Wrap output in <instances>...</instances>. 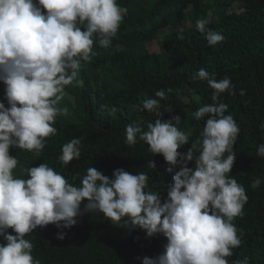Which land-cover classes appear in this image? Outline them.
<instances>
[{"label":"clouds","instance_id":"clouds-1","mask_svg":"<svg viewBox=\"0 0 264 264\" xmlns=\"http://www.w3.org/2000/svg\"><path fill=\"white\" fill-rule=\"evenodd\" d=\"M125 13L117 0H0V82L8 105L0 101V237L6 242L0 243V264H39L25 235L53 224L60 229L57 239L63 240V230L76 225L84 212L103 213L129 232L141 229L149 238L166 237L163 252L143 257L142 264H229L226 257L242 243L243 233L238 235L234 219L242 215L248 197L229 175L240 128L231 114H225L228 105L217 102L222 93L234 95V86L230 78L217 80L204 68L194 79L207 81L214 90L213 103L195 112L197 120L207 119L187 153L178 151L190 137L176 126L180 115L156 119L147 124V131L135 123L125 129L128 145L144 141L154 155H163L169 172L179 167L165 199L148 189L144 172L133 175L122 168L109 178L88 167L80 186L47 163L27 169V179L14 178L18 161L10 147L39 154L45 138L56 132L52 125L57 117L67 114L59 102L65 87L77 81L81 62L90 60L93 37L109 47ZM207 24L206 19L196 21L209 46L223 42L225 37ZM155 96L163 99L165 92L156 91ZM137 107L160 115L158 99H144ZM260 128L264 131V123ZM80 145L79 138L71 139L58 160L67 166L81 158ZM257 155L264 158V143ZM193 161L195 167H189ZM262 182L256 178L251 187ZM241 264H248L247 258Z\"/></svg>","mask_w":264,"mask_h":264},{"label":"trees","instance_id":"trees-1","mask_svg":"<svg viewBox=\"0 0 264 264\" xmlns=\"http://www.w3.org/2000/svg\"><path fill=\"white\" fill-rule=\"evenodd\" d=\"M126 9L117 35L107 48L93 37V54L81 62L77 81L65 87L59 107L66 115L57 117L56 132L45 138L37 154L10 147L18 164L14 178L27 179V169L47 163L74 186L88 167L113 178L114 170L136 175L144 172L148 189L167 197V185L179 167L169 172L162 154L154 155L149 145L137 139L126 143V126L135 123L147 131L156 119L170 120L180 115L179 130L190 133L189 144L178 151L187 153L191 142L200 138L207 117L197 120L195 112L212 104L213 89L207 81L194 79L204 68L217 80L228 77L234 95L222 93L217 102L228 105L240 132L234 152L232 178L246 190L243 213L234 219L242 243L226 257L229 264H264V182L253 189L254 179L264 181V158L257 148L264 143V0H117ZM237 6L239 13H228ZM46 12V9L44 10ZM198 19L207 28L222 34L223 42L209 46L206 33L196 28ZM182 37V38H181ZM158 42L160 53L147 46ZM5 85L0 82V101L6 106ZM163 90L165 98L155 96ZM244 90V95H241ZM147 98L160 101V115L141 110ZM188 100V101H186ZM73 138L81 140V158L63 165L58 157L62 146ZM227 153H225V157ZM154 163L155 167L151 164ZM189 167H195L194 161ZM71 229H64L63 240L55 225L38 227L25 235L32 245V256L39 264H142V258L163 252L166 237H147L146 232L114 225L103 213L84 212ZM10 233L11 229L8 230ZM0 243H6L0 237ZM140 258V259H138Z\"/></svg>","mask_w":264,"mask_h":264},{"label":"rangeland","instance_id":"rangeland-1","mask_svg":"<svg viewBox=\"0 0 264 264\" xmlns=\"http://www.w3.org/2000/svg\"><path fill=\"white\" fill-rule=\"evenodd\" d=\"M239 12L240 11H239L238 7L234 6V8H232V10H230L228 13H237L238 14ZM147 48H148V51L150 53H155V54H159L160 53V47H159V43L158 42H154V43L148 45ZM186 101H188V100H186Z\"/></svg>","mask_w":264,"mask_h":264}]
</instances>
